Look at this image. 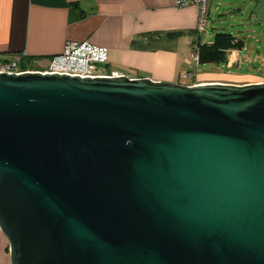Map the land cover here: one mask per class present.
I'll return each mask as SVG.
<instances>
[{"label": "water", "instance_id": "obj_1", "mask_svg": "<svg viewBox=\"0 0 264 264\" xmlns=\"http://www.w3.org/2000/svg\"><path fill=\"white\" fill-rule=\"evenodd\" d=\"M10 264H264V83L0 74Z\"/></svg>", "mask_w": 264, "mask_h": 264}, {"label": "crops", "instance_id": "obj_2", "mask_svg": "<svg viewBox=\"0 0 264 264\" xmlns=\"http://www.w3.org/2000/svg\"><path fill=\"white\" fill-rule=\"evenodd\" d=\"M210 5L216 9L225 5L232 20V14L245 10L241 0H211ZM196 24L197 8L179 9L174 0H0V58L25 55L24 60L37 68L38 62L47 65L60 54L66 42L88 41L107 49L108 70L129 79L184 86L261 82L255 74L229 72L239 65L244 46L227 51L225 63L192 62V71L188 59L193 47L209 45L215 36L198 35ZM200 65H224L225 71L218 67L203 71ZM7 249L0 231V264H10Z\"/></svg>", "mask_w": 264, "mask_h": 264}, {"label": "built area", "instance_id": "obj_3", "mask_svg": "<svg viewBox=\"0 0 264 264\" xmlns=\"http://www.w3.org/2000/svg\"><path fill=\"white\" fill-rule=\"evenodd\" d=\"M211 0H174L179 9L195 6L197 8L196 32L204 34L209 25L208 11ZM25 55L9 60L0 58V74L21 75L39 73L42 75H65L79 78H117L127 77L107 69L108 51L103 47L92 45L88 41L65 43L60 54L51 57L45 68H28ZM190 58L195 66L199 65L198 46L191 51ZM187 76V75H185ZM264 82H260L262 84Z\"/></svg>", "mask_w": 264, "mask_h": 264}, {"label": "rangeland", "instance_id": "obj_4", "mask_svg": "<svg viewBox=\"0 0 264 264\" xmlns=\"http://www.w3.org/2000/svg\"><path fill=\"white\" fill-rule=\"evenodd\" d=\"M245 4L244 13L232 14L226 12L225 5L214 7L209 4L208 20L209 25L203 36L212 39L216 33H232L243 41L244 48L240 51L239 65L229 72L235 74H255L261 77L258 81L264 82V0H241ZM211 6V7H210ZM259 7V9H258ZM261 8V9H260ZM219 10V11H218ZM257 10V11H256ZM188 62L194 66L191 58ZM26 62L28 68L34 66ZM44 62H38L37 68H45ZM218 67V70L225 71L224 65H200V70H209ZM187 83V81H182Z\"/></svg>", "mask_w": 264, "mask_h": 264}, {"label": "trees", "instance_id": "obj_5", "mask_svg": "<svg viewBox=\"0 0 264 264\" xmlns=\"http://www.w3.org/2000/svg\"><path fill=\"white\" fill-rule=\"evenodd\" d=\"M198 46L199 64H220L226 62V53L231 50H241L243 41L235 39L229 33H216L211 44Z\"/></svg>", "mask_w": 264, "mask_h": 264}]
</instances>
